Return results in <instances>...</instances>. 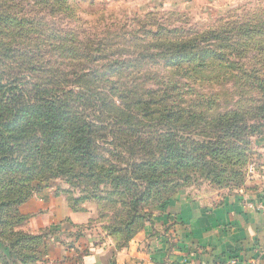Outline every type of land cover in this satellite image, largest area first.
<instances>
[{"label":"rangeland","instance_id":"rangeland-1","mask_svg":"<svg viewBox=\"0 0 264 264\" xmlns=\"http://www.w3.org/2000/svg\"><path fill=\"white\" fill-rule=\"evenodd\" d=\"M263 23L264 0H0V93L17 84L22 89L20 104L40 101L35 96L53 95L59 106L72 100L87 120L100 123L97 152L116 168L114 176L125 173L131 179L116 187L100 182L93 186L71 173L56 172L54 165L32 179L33 195L61 196L69 204L72 199L83 201L78 208L89 203L94 214L90 227L109 235L112 243H122L134 222L144 226L151 221L160 206L156 202L193 197L212 207L243 192L249 199V182L259 193L264 176V106H259L264 104ZM179 30L189 36L223 37L230 46L220 49L227 61L212 57L203 67L171 68L158 56L129 65L114 77L125 84L135 80V88L149 85L159 93L175 83L176 89L168 92L172 103L208 117L236 112V124L248 126L242 134L204 128V123L188 118L161 121L157 114L152 121L137 120L122 110L128 101L108 94L107 84L95 88L109 109L84 91L86 84H93L81 80V74L90 68L106 72L104 64L116 57V44L140 42L141 32L151 40L152 32ZM104 39L103 52L97 47ZM71 81L82 83L84 90ZM118 119L123 123H116ZM137 137L150 143L141 149L128 142ZM144 160L155 164L153 174L141 169ZM250 163L259 166V177L248 173ZM148 182L153 197L142 201ZM137 200L142 202L136 205ZM117 229L128 231L123 235Z\"/></svg>","mask_w":264,"mask_h":264},{"label":"trees","instance_id":"trees-1","mask_svg":"<svg viewBox=\"0 0 264 264\" xmlns=\"http://www.w3.org/2000/svg\"><path fill=\"white\" fill-rule=\"evenodd\" d=\"M146 35L141 32L138 38L143 39L140 42L130 41L131 44L127 47L116 44V57L107 58L104 64L105 67H108L106 72L99 73L101 70L91 68L89 71L83 72L79 78L87 83L91 81L90 84H93V88L86 84L84 90L83 84L80 82L78 84L75 81L73 83L71 81L70 85L76 83L75 87L84 90L96 101L101 102L102 107L109 109L110 106H107L103 98L99 96V88H95L96 85L101 87L107 84L108 94L111 97L128 101V103L122 104V110L137 120L152 121L156 119L154 117L157 114L161 121L188 118L204 123V128L211 127L218 132H226L233 136L242 134L248 128L242 123L241 125L236 124L239 123L236 112L208 117L202 112L195 114L190 109L180 108V105L171 102L172 96L168 93L170 90L176 89L174 88L175 83L168 92L166 89L159 93L149 85L135 88V80L125 84L119 76L114 77L129 65L140 64L144 60H152L158 56L165 57V66L171 68H178L184 64L203 67L205 62L212 57L219 61H227L220 49L228 50L230 46L224 42L226 39L218 38L217 34L208 36L197 33L189 36L183 30L168 32L167 35L152 32L151 40H145L147 39ZM106 36L111 38L112 35ZM105 41L108 39L99 41L98 50L104 52V49L100 47L106 46ZM214 45L218 47L219 51L212 50ZM253 81H256V78H253ZM260 87L264 89L263 86ZM10 91H18V94L11 95ZM21 92L22 89H19L15 84L0 93V235L2 236L14 233L13 226L26 218L20 213L19 206L33 196L32 179L41 175L45 167H54L55 165L56 172L63 175L71 173L74 178L79 180L82 178L92 183L93 186H96L98 182L115 187L131 183V179L125 176V173L114 176L116 168L107 165L98 154L96 138H98V130L102 129L100 123L87 120L89 118L81 113L78 106L72 105V100L66 102L65 106H59L53 95L46 98L35 96L40 101L30 103V100H24L20 104L19 94ZM69 93L71 94V91ZM77 99L81 98L76 95ZM158 106L159 108H157ZM259 106H264V104ZM135 107H137V111H134ZM127 117L129 118V116ZM240 118L243 120L242 114H240ZM115 122L123 123L119 119ZM128 142L134 146H140L141 149L150 143L148 140L141 141L139 137L129 139ZM169 148L170 146L166 145L164 149L168 150ZM146 163L145 160L142 161L141 169H147L153 174L156 171L155 164L153 162ZM117 172L120 171L117 170ZM151 186V183L148 182L142 201L153 197ZM86 199L88 196L83 198V200ZM77 201L79 200H71L70 205L73 209H76L78 203L83 202L77 203ZM142 201L137 200L134 204L137 205ZM165 201L167 200L156 202V204L163 205L166 203ZM138 218L141 219L139 215ZM141 226L139 222H134L131 234L125 233L128 230L123 231L122 229L121 231L117 229L116 233L124 232L128 238L125 241H128ZM2 229L3 231H1ZM20 239L36 243L35 240H31L32 238L24 234L14 239L13 242L18 244ZM18 257L23 260L28 258L22 251Z\"/></svg>","mask_w":264,"mask_h":264},{"label":"crops","instance_id":"crops-1","mask_svg":"<svg viewBox=\"0 0 264 264\" xmlns=\"http://www.w3.org/2000/svg\"><path fill=\"white\" fill-rule=\"evenodd\" d=\"M249 184L250 198L258 199L262 187L255 193ZM243 193L212 207L178 197L122 243L90 227L89 203L73 209L61 196L37 193L19 206L26 218L14 233L0 235V264H264V213L247 208ZM21 234L36 243L13 242ZM21 251L28 258L20 259Z\"/></svg>","mask_w":264,"mask_h":264},{"label":"built area","instance_id":"built-area-1","mask_svg":"<svg viewBox=\"0 0 264 264\" xmlns=\"http://www.w3.org/2000/svg\"><path fill=\"white\" fill-rule=\"evenodd\" d=\"M247 171L250 174L257 173L259 177L261 170L259 166L256 163H250L247 167ZM259 184L262 185V193L261 196H259L258 199H251V198H246L245 196L243 197L244 204L247 208L257 211V212H262L264 213V176H261V181H259ZM264 248V245H263ZM264 253V251H261ZM234 263V262H233ZM248 264H255V262H249Z\"/></svg>","mask_w":264,"mask_h":264}]
</instances>
